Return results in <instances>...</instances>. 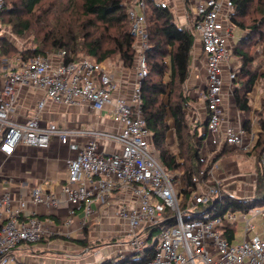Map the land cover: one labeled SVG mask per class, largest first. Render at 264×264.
Returning <instances> with one entry per match:
<instances>
[{
  "label": "built area",
  "instance_id": "1",
  "mask_svg": "<svg viewBox=\"0 0 264 264\" xmlns=\"http://www.w3.org/2000/svg\"><path fill=\"white\" fill-rule=\"evenodd\" d=\"M191 1L188 0L192 10L184 29L202 45L205 87L196 99L208 116L203 133L206 138L201 148L206 168L193 178L196 187L190 189L191 200L183 211V174L172 173L162 164L143 114L142 82L149 74L146 52L150 49L145 0L131 4L128 10L131 35L135 37L138 53L130 100L115 96L120 84L104 62L91 59L67 62L66 51L29 60L20 55L6 56L2 52V38L10 40L11 36L2 23L5 0H0V154L9 158L21 147L48 149L54 139L62 145H72L78 138L89 136L79 153L67 160V178L60 190L70 207L62 225L39 216L38 212L28 213V199L15 198L13 175L7 174L0 165V264H24L17 255L24 244H36L53 236L72 237L74 217L79 212L84 213L82 231L101 214L110 220L123 221L127 227L125 233L132 236L126 244L132 253L126 256L120 250L117 259L125 261L135 257L138 260L152 235L143 240L142 234L166 221V209L173 212L174 222L161 231V240L152 247V256L140 264H264V229L261 234L251 236L250 232L255 229L251 218L245 219V236L241 241L224 236L228 232L226 223L233 224L234 231L237 223L234 210L222 212L224 197L232 195L226 185L246 176L233 171L220 174L222 163L216 159L226 147L246 154L253 152L262 132L248 130L246 120L243 123L228 120L226 100H234L235 81L242 70L233 52L236 40V27L231 21L234 4L232 0ZM156 4L170 8L163 0H157ZM225 75L229 85H226ZM260 89L257 84L250 93L251 113L258 123V112L263 110L262 97L258 95ZM23 90L43 94L32 115H18ZM49 103L66 107L86 104L96 112L107 111L118 129L88 132L81 128H65L54 121L44 122L42 115ZM191 110L187 112L190 115ZM253 120L250 118L251 126ZM102 141L113 142L119 149L105 152L100 149ZM260 161L264 174V151ZM257 178L255 170L249 176L251 190L241 198L254 196ZM29 202L47 211L61 205V199L46 192L43 185L32 188ZM202 205L208 209L195 218H186ZM248 213L253 217L264 216V210L250 208L245 211L244 218ZM106 259L103 257L100 262Z\"/></svg>",
  "mask_w": 264,
  "mask_h": 264
},
{
  "label": "trees",
  "instance_id": "2",
  "mask_svg": "<svg viewBox=\"0 0 264 264\" xmlns=\"http://www.w3.org/2000/svg\"><path fill=\"white\" fill-rule=\"evenodd\" d=\"M44 0H5L1 12L2 23L10 26L12 33L19 37L33 36L36 44L28 41L24 47L16 46L14 40L2 38V52L6 56L20 55L25 60L66 51V61L91 59L105 62L118 57L121 65L134 69L138 53L135 37L131 35V21L128 15L127 0H67L51 2L47 8L36 14V8ZM234 11L231 21L241 36L235 40L233 52L238 56L242 70L235 81L234 101L236 108L245 117V126L251 130V98L259 80L262 82V111L264 115V0H232ZM146 2V29L150 49L146 52L149 74L142 82L143 114L147 126L153 133V146L159 153V159L172 173L183 174L185 187L182 191L181 210H186L190 200V189L196 187L193 178L199 176L206 168V161L201 156L205 134H200L198 126L186 133L189 127L188 111L193 109L192 99L188 95L187 82L192 70L193 39L183 27L173 19L170 8L156 4V0ZM188 3V0H186ZM18 37V38H19ZM30 43V44H29ZM29 44V45H28ZM13 53V54H12ZM168 116L174 121V132L177 134L179 154L171 153L168 144L170 126ZM207 124V123H206ZM227 147L217 157L226 154ZM264 151V122L260 139L251 153L256 157L258 175L255 194L250 199L237 198L230 194L224 197V210L229 206L248 211L256 204L264 203V174L261 157ZM238 151H236L237 153ZM202 177L201 179H204ZM208 206H198L186 218H195ZM234 210V209H233ZM166 221L159 227L150 230L161 231L174 222L173 212L165 211ZM83 229L86 247L95 248L101 243L90 242L89 226ZM228 232L224 234L232 240L235 238V227L226 223ZM153 234L150 239H152ZM85 243H82L83 245ZM84 246V247H85ZM153 248L145 245V250L138 260L128 258L125 261L108 258L98 264H140L151 257Z\"/></svg>",
  "mask_w": 264,
  "mask_h": 264
},
{
  "label": "crops",
  "instance_id": "3",
  "mask_svg": "<svg viewBox=\"0 0 264 264\" xmlns=\"http://www.w3.org/2000/svg\"><path fill=\"white\" fill-rule=\"evenodd\" d=\"M163 1L169 4L174 21L177 24L179 22L180 25H178L184 28L187 24V15L192 10V7L189 4L190 1L188 3L186 2V0ZM191 2L193 3L194 0H192ZM203 62L204 59L202 58V45L199 39L193 40L192 70L187 82V89L190 99L193 100V109L191 110L192 121H194V123H199V129L203 127L206 131L208 114L207 111L199 105L196 99L198 93L205 87V71ZM109 70L111 74L112 72H115L114 74H112V76L120 84L119 91L116 92L115 96L117 97L118 95H120L122 97H125L127 100H130L132 98V92L135 84L136 71L133 69L129 74V71L123 70L122 68L118 67L115 68V71H113V69ZM256 92L258 91H255V93ZM258 95L259 97L263 96L262 89H260V94L258 92ZM42 97V92L23 90L21 92L18 115H32L33 108L36 106L38 100ZM226 105L229 111L228 120L230 119V121H232L233 123H243L246 120V117L236 108V104L233 99L227 98ZM253 117L254 116L251 113L250 118L252 120ZM258 118L260 122L258 123L253 120L251 126V131H254L257 134H259L262 130V121L264 122V116H259ZM42 119L44 122L54 121L65 128H81L82 130L88 132L95 129L107 131H114L118 129V125L115 123L110 113H108L107 111L96 112L90 109L86 104L66 107L49 103L48 107L43 112ZM172 122L174 127L173 119ZM88 138L89 136H82L81 138H78L75 142H73L72 145H62L59 141L54 139L52 145L48 149H39L36 147H21L15 152L13 156L9 158H6L3 154H0V165H5V169L9 170L10 172H12L11 174H13L12 186L15 198L19 199L22 197L25 200L28 199V213L35 211L39 213V216L52 219L60 225L64 223V221L68 218L70 206L66 200L65 195L61 192L60 186L65 183V180L67 178V160L70 158H74L79 153L81 146H83L88 141ZM100 149L104 150L105 152H114L119 149V146L113 142L102 141L100 143ZM226 152V154H224L217 160L222 163L220 174L230 171L238 173V156H243V153L237 154L239 153V151L236 153V151H233L232 149H228ZM245 182L246 178L243 180L237 178L233 185H228L229 183H233L229 182L226 186L230 190V193L234 192L238 194L237 196L244 197L246 196V194L248 195V193L250 192L249 190H251V185ZM6 184L7 183H5L4 185ZM39 185H43L46 192L54 193L61 199V205L58 208L47 211L46 209L29 202L30 192L32 188ZM83 214L84 213L79 212L74 217L72 225V237H74L73 239H76L78 237L80 238V235L83 233V231L80 229L81 220L84 218ZM110 225L112 227H110ZM125 225L126 224L123 221L110 220V217L106 215L103 216L101 214L100 217L92 220L91 225L89 226L88 237L90 239V242L108 238L109 235L118 236L120 233H125V229L127 228ZM115 244H118V241ZM40 245H43V243ZM46 245L51 249H54L56 247L63 248V250L69 249L68 247L77 246L76 244H71L66 241L58 243L57 241L53 240L48 242ZM20 250L22 249H19L17 255L24 264L71 263V261L64 260V258L58 259L55 257L54 259H49V262L47 263L44 262V260L39 262V260L31 258V256L27 257L28 255L26 253H20ZM96 255L97 256H95L94 262H90L88 264L98 263L104 257L99 253Z\"/></svg>",
  "mask_w": 264,
  "mask_h": 264
},
{
  "label": "rangeland",
  "instance_id": "4",
  "mask_svg": "<svg viewBox=\"0 0 264 264\" xmlns=\"http://www.w3.org/2000/svg\"><path fill=\"white\" fill-rule=\"evenodd\" d=\"M11 1H13V0H9V2H11ZM53 1L54 0H44L41 3V5L36 8V14L39 15L40 13H42L47 8L46 6H48ZM63 1L66 2L67 0H59L57 3H60ZM137 1L138 0H127L126 2L130 6L131 4L134 5V3ZM178 24H179V22H178ZM5 28H6L7 34L11 36L12 40H14V43L16 44V46L22 48L25 46V44L28 41H30L31 44H36V42L33 41V39H34L33 36L22 37V38L18 36L19 38L18 37L16 38V36L12 33L10 26H5ZM239 36H241V32L239 29H237L236 30V41H238V39L240 38ZM263 52H264V49H263ZM15 56H17V55L9 56V58H14ZM104 63L106 64V66L109 69H113V71H115L116 67L129 71V74H130V71L133 70V69L124 68L121 65L118 57H112L111 59L105 61ZM235 65L236 64H234V66ZM200 68H202V67H200ZM114 73L115 72H112V74H114ZM225 78H226V75H225ZM226 81H227V78H226ZM226 85H229L228 81H227ZM258 86L259 87L261 86V89H262L261 80H259ZM188 116H189V127H187V130L185 132L192 134L191 132L193 131L195 125H198V123L197 122L194 123V121H192V117L190 114H188ZM167 120H168L169 126L171 127L170 131L168 132V138H167L168 148H169L171 153L179 154V147H178L179 142H178L177 134L174 132L172 117L168 116ZM199 127L200 126H198V131L202 135L205 132V129L203 127H201L199 129ZM237 154H240V151ZM238 157H239L238 158L239 172H241V174L246 176V182L245 183L250 185L249 176L256 170V157L250 156V155H244V154H243V156H238ZM3 168L5 169V165H3ZM5 171L7 174L12 173L6 169H5ZM237 182H239V181H237ZM242 183H244V182H242ZM233 184H234V182L229 183L228 185H233ZM232 195L234 197L241 198V197L237 196L238 194H236L234 192H232ZM233 209H234L235 215L237 216L236 230L234 233L237 242L241 241L245 236V230H246L245 219H247V218L248 219L251 218V224L255 226L254 231L250 232L251 236L262 233V231L264 229V216L263 215H258L256 217H253L250 213H248L247 217L244 218L245 211L242 209H239V208L235 209L233 206L228 207L227 213L232 211ZM251 209L263 211L264 210V203L263 204H256V206L251 208ZM111 225H113V224H111ZM111 225H110V227H112ZM151 233L153 234V237L151 240L145 242V245L150 246V247H154L156 245L157 241L161 240L160 233H158L157 231L149 230L148 232H144L142 234V236H143L142 239L144 240V238L148 237V235ZM80 236H81L80 238L78 237L76 239H73L74 237L65 238L62 236H53V237L47 238V240L44 239L43 241L36 243V244H31V245L30 244L29 245L24 244L20 247L22 249V250H20V253H22V252L26 253L28 255L27 257L31 256V258L39 260V262L44 260V262L47 263V262H49V259H54V257H55L58 259L64 258V260L71 261L70 264H88L90 262H94V258H95V256H97L96 254H98V253L101 256H104L105 258H109L112 256L115 259L118 258V254H119L120 250H123V252L126 256H130V254L132 253L129 249L126 248V244L129 241H131V239H132V236L128 233H120L118 236L117 235H109L108 238L101 239V240H95L96 244L101 243L98 247H95V248H89V247L87 248L85 246L86 243L83 242L85 239V233L84 232ZM52 240L57 241L58 243H62L64 241H66V242H69L71 244H76L77 246L68 247L69 249H67V250H63V248H56V247L54 249H51L46 244ZM117 241H118V244H115ZM42 243H43V245H40ZM82 243H85V244L83 245ZM123 243H125V246L123 245ZM44 244H45V246H44ZM75 248H77V249H75ZM18 251H17V253H18ZM91 264H93V263H91Z\"/></svg>",
  "mask_w": 264,
  "mask_h": 264
}]
</instances>
